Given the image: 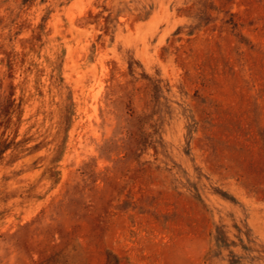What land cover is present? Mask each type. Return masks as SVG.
Here are the masks:
<instances>
[{
  "label": "rangeland",
  "instance_id": "1",
  "mask_svg": "<svg viewBox=\"0 0 264 264\" xmlns=\"http://www.w3.org/2000/svg\"><path fill=\"white\" fill-rule=\"evenodd\" d=\"M0 264H264V0H0Z\"/></svg>",
  "mask_w": 264,
  "mask_h": 264
}]
</instances>
